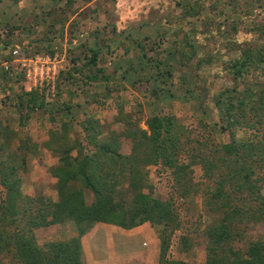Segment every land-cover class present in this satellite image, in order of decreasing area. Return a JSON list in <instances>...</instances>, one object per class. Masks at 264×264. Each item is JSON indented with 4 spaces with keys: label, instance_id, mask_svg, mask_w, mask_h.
<instances>
[{
    "label": "rangeland",
    "instance_id": "1",
    "mask_svg": "<svg viewBox=\"0 0 264 264\" xmlns=\"http://www.w3.org/2000/svg\"><path fill=\"white\" fill-rule=\"evenodd\" d=\"M183 1L186 0H21L18 4L13 0L1 1L0 126L13 138L12 149H17L22 140L30 146L41 145L42 140L49 137V129L53 125L48 114L39 110L30 113L26 120L27 124L21 125L22 113L17 109L16 103L17 94H22L24 90H37L47 99L49 108L50 105L56 104L55 110L61 111L67 106H72V115L67 117L66 113L56 114L59 120L55 121L57 131L62 132L60 120L65 119L69 122L76 118L72 121V125L68 126L65 134L72 142L82 139L83 120L101 121L107 135L112 129L117 132L122 131L124 124L117 122L122 116L139 120L141 126L146 128L145 120L154 114L173 115L178 124L189 129V144L181 158H186L185 155L190 156V154L196 156L197 150L193 148L202 147V150H208V146L204 149L202 144L211 147L230 142L227 133H221L220 129L214 130V121L219 120L214 97L225 90H230L233 94L234 89L243 91L247 87H252V85L236 83L227 69V62L239 55L237 50L239 46H257L262 41L250 30L264 24V0H199L198 4L192 0L195 4L193 5L203 11L202 18L198 22L192 18H180L179 15L183 14L182 7L177 2ZM168 18H171V21H168ZM207 20L211 26L210 29L208 28L211 33L204 25ZM153 22L163 25H170V22H173L174 29L163 41L165 48L172 45H186L184 33L187 32L189 39L195 41V45L199 47L200 53L210 49L214 52L219 51L222 56L202 70L197 71V59H194L187 65L189 68L185 67L184 70L177 71L175 74L177 78L171 79L174 81L172 89L166 85L159 86L164 91L168 89L174 92L179 99L167 98L158 104L151 98L150 89L144 87L152 83L148 81L146 83L147 79H144L149 76L148 73L147 76L144 75L145 72L141 76H133L136 83L131 85L121 79L125 67L116 74L112 67L113 64L118 65L121 62L125 55L124 47L130 48L128 58L138 53L136 44L134 43L133 46L126 40L129 33L139 39H144L145 36H150L151 40L155 39L153 27H147V24L152 25ZM230 22L238 28L234 34ZM179 29L182 36L180 34L174 36ZM95 31H98L96 38L102 45L117 48L121 46V42H124L122 43L124 47L117 51L116 55L111 54L109 50L104 54L105 61L101 63V68L105 70L104 74L113 76L108 84L90 83L80 71H73L74 68L79 70L82 67L84 55L80 63L77 62L80 65L76 62L74 65L71 63L74 56L81 53L83 49L81 47H87L90 43L93 45L92 42L96 39ZM116 34H119V37ZM147 42L152 41L147 40ZM77 47L78 51L75 54L71 53L70 50H75ZM16 50H19V53L15 55ZM49 50L55 53L51 54ZM48 57L52 58V61L47 62ZM4 70L11 75L10 81L3 80ZM68 70H72L73 76L83 81H76L80 83L73 86L70 81L64 79ZM53 72H56L55 78ZM15 76L19 79H15ZM181 76L182 79L186 78L189 81L185 80L183 83ZM58 85H61L62 90H57ZM134 86L140 89L136 90ZM151 86L153 87V84ZM188 88H191L193 93H189ZM116 89L119 91L116 92ZM253 90L257 96H253L250 103L257 109H247L248 119L245 128L253 126L261 136L264 132V121H259L257 113L264 112V87H253ZM96 92L102 94L98 93L97 96ZM258 107L262 110L258 111ZM236 135L239 140H246L248 136L246 129L241 127L237 129ZM122 140L121 153H131L132 144ZM1 155L0 159L5 158ZM16 155L19 156L18 153ZM25 163L17 172L23 195L18 208L21 210L27 207L24 197L34 195L51 197L56 201L58 192L50 168L58 164V157L39 148L27 157ZM16 164L20 165L21 162L17 161ZM263 168L253 166L256 172L253 178L257 190L264 196ZM145 169L147 181L153 187L154 195L161 199L167 198L168 195L170 198L172 196L182 218L183 228L172 236L168 257L187 264L204 263L207 259L206 231L213 224L220 222L222 215L221 212H213L214 204L210 203L211 197L208 195L210 186L204 178L203 169L201 166L194 167L191 194L184 198L179 196L178 191L174 193L172 181L167 174L160 175L161 172L156 167ZM258 178L263 179L259 181ZM94 199L93 193L87 191V203L92 204ZM252 209L256 211L257 208L253 205L248 212ZM241 218L237 219L235 225L234 233L238 239L235 244L236 248L246 252L252 242L264 241V219L256 220L254 217L248 219V216ZM142 227L148 228L149 231L144 229L145 232L140 231L143 236L137 237L136 233L126 232L114 226L104 224L95 226L82 240L87 264H159L160 235L163 227L153 228L149 224ZM9 230L15 232L16 226H11ZM150 233L153 234L151 240H149ZM75 235L77 230L70 223L35 230V237L40 245L65 241ZM183 237L189 239V246L183 245L181 241ZM0 264L17 263L11 255H6L0 258Z\"/></svg>",
    "mask_w": 264,
    "mask_h": 264
},
{
    "label": "trees",
    "instance_id": "2",
    "mask_svg": "<svg viewBox=\"0 0 264 264\" xmlns=\"http://www.w3.org/2000/svg\"><path fill=\"white\" fill-rule=\"evenodd\" d=\"M13 1L18 4L21 0ZM198 1L195 0L194 3L198 4ZM194 3L192 0L177 2L182 7L183 14L179 15L181 19L187 17L198 22L202 18L203 11L195 7ZM170 19L168 18V21H171ZM208 21H204V25L211 33ZM172 23L147 24V27L154 29V40H151L150 36L139 39L129 33L126 40L133 46L135 43L138 51L129 58L130 48L124 47V42L117 48L102 45L96 38L98 31H95L96 39L92 42L93 45L90 43L87 47H81V53L72 59L71 63L74 65L81 60L82 55L85 58L82 60V67L79 70L74 68L73 71H80L90 83L108 84L113 76L104 74L105 70L101 68V63L105 61L104 54L109 50L111 54L116 55L117 51L124 47L125 55L121 62L112 65L115 74L125 67L121 79L133 85L136 83L133 76H141L144 72L147 76L148 73L149 76L144 79H147L146 83L152 82L153 87L151 84H143L147 85L144 86L146 89H150L151 98L155 103L158 104L167 98L179 99L174 92L168 89L164 91L159 85L172 89L174 81L171 79L192 60L197 59L198 71L222 56L219 51L210 49L200 53L199 47L195 45V41L189 39L187 32L184 33L186 45L163 47V41L174 29ZM230 23L234 34L238 28L233 22ZM250 32L258 35L262 41L257 46H239V55L227 62V69L236 83L252 87L243 91L234 89L233 94L230 90H225L214 97L219 115V120L214 121V130L220 129L221 133H227L231 141L211 147L202 144L204 149L208 146V150H202V147L193 148L197 150L196 156L190 154L181 158L189 144L190 134L189 129L178 124L173 115L154 114L145 120L146 128L141 126L139 120L122 116L117 121L124 124L122 131L112 129L107 135L101 121L86 119L81 122L82 139L72 142L65 134L76 118L69 122L60 120L62 132L57 131L55 122L59 120L58 115H72V106H67L61 111L55 110L56 104L50 105L49 108L47 99L37 90H24L22 94H17L16 106L22 113V126L27 124L29 114L38 110L46 112L53 125L49 129V137L43 139L41 145L30 146L22 140L21 145L14 150L13 138L0 126V155H7H1L5 158L0 159V258L11 255L17 264H87L82 240L95 226L104 224L128 232L149 224L153 228L163 227L160 235L159 264H187L168 257L172 236L183 228L182 218L172 196L161 199L154 195V189L147 181L145 168L156 167L161 172L160 175L167 174L172 181L174 193L178 191L179 196L184 198L191 194L194 167L201 166L204 178L210 186L208 195L211 197L210 203L214 204L213 212H221L222 215L221 221L206 231L207 259L202 264H264V241L252 242L246 252H243L236 248L238 239L234 233L236 221L242 219V216H248V219H264V196L257 190L253 178L256 173L253 166L264 167V132L259 136L253 126L245 128L247 109H257L250 103L253 96H257L253 87H264V24L252 28ZM179 34L180 29L174 36ZM116 35L119 37V34ZM147 40L152 42L146 43ZM78 49L77 47L70 51L75 54ZM49 52L55 53L52 50ZM79 63L77 64L80 65ZM65 75L64 79L70 81L73 86L83 81L73 76L72 70L66 71ZM2 76L6 82L11 80V75L5 70ZM14 78L19 79L18 76ZM181 80L183 83L185 80L189 81L182 79V76ZM134 87L136 90L140 89ZM188 89L189 93H193L191 88ZM57 90H62L61 85H58ZM118 91L119 89H116V92ZM98 93L102 94L96 92L95 95L98 96ZM201 105L205 108L202 103ZM261 107H258V111L262 110ZM262 114L257 113L261 122L264 121V112ZM239 127L246 129V140L237 138ZM122 139L132 144L131 153H121ZM39 148L58 157V164L50 168L58 199L54 201L51 197L40 195L24 197L28 206L20 210L18 207L23 195L17 172L19 168L24 167L27 157ZM17 161L21 164L17 165ZM261 179L263 178L257 180ZM125 185L128 187L125 188ZM87 191L94 195L92 204L87 203ZM253 205L257 208L256 211L252 209L248 212ZM67 223L75 226L77 235L65 241L47 242L44 245H40L36 240L35 230ZM11 226H16L15 232L9 230ZM181 241L183 245L189 246L187 237H183Z\"/></svg>",
    "mask_w": 264,
    "mask_h": 264
},
{
    "label": "crops",
    "instance_id": "3",
    "mask_svg": "<svg viewBox=\"0 0 264 264\" xmlns=\"http://www.w3.org/2000/svg\"><path fill=\"white\" fill-rule=\"evenodd\" d=\"M144 229H146L147 230V232L149 231L148 230V228H144V227H139V228H136V229H134V230H131V232H133V233H136V236L137 237H140V236H143V235H141V233H140V231H144ZM145 232V231H144ZM138 233V234H137ZM146 234V233H145ZM151 234V233H150ZM135 236V237H136ZM153 236V234H151L150 235V238H149V240H151V237ZM147 241H148V239H147ZM155 245L157 246V244H156V242H155ZM155 264V263H154Z\"/></svg>",
    "mask_w": 264,
    "mask_h": 264
},
{
    "label": "built area",
    "instance_id": "4",
    "mask_svg": "<svg viewBox=\"0 0 264 264\" xmlns=\"http://www.w3.org/2000/svg\"><path fill=\"white\" fill-rule=\"evenodd\" d=\"M19 53V50H16L15 52H14V54L16 55V54H18ZM47 62H49V61H52V58H50V57H48L47 58ZM54 60V59H53ZM55 61V60H54ZM50 74V73H49ZM53 75H54V78H55V75H56V72H53ZM44 83V82H43ZM52 88L54 89L55 88V85L53 84L52 85Z\"/></svg>",
    "mask_w": 264,
    "mask_h": 264
}]
</instances>
